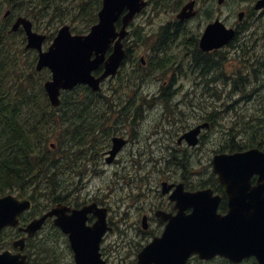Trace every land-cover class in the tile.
Returning <instances> with one entry per match:
<instances>
[{
    "label": "flooded vegetation",
    "instance_id": "obj_1",
    "mask_svg": "<svg viewBox=\"0 0 264 264\" xmlns=\"http://www.w3.org/2000/svg\"><path fill=\"white\" fill-rule=\"evenodd\" d=\"M148 1L150 3V0ZM258 1L173 0L172 5H161L162 7L158 9V18L162 17L163 21L159 22L154 30L155 18L151 17L153 12L150 5L131 24L129 30L135 28L142 17L146 30L151 29V33H146L141 26L138 31L130 30L123 41L127 52L126 61L118 74L106 82L108 93L116 100L115 105L119 106L120 110H126L129 104V107L133 105L142 109L154 105V112L124 111L102 115V118L108 119L95 123L94 137L97 143H106L107 147L104 145L101 147L100 159L98 158L94 165H98L99 173L102 172L104 175L107 167L117 169L124 166L127 169V178L124 180L126 183L140 179L145 186L141 192L123 193L120 194V198L114 191H103L100 188L87 194L86 200L77 202L70 198L65 201L72 208L82 209L96 204L99 210L105 209L108 230L100 245L101 261L104 264H140L139 255L142 250L155 238L162 236L171 218L177 217L180 213L189 216L194 212L192 207L182 208L186 203L177 195H172L179 183L184 184L185 191L195 192L201 189L210 191L213 199H219L217 213L222 217H227L232 209L240 208L243 213L253 209L258 219L260 213L264 215V164L258 163L256 167L261 171L255 172L250 178L223 177L222 181L213 173V159L216 155L241 153L251 149L264 154L263 117L261 114L257 116L250 138L252 144L243 143L248 139L246 136L239 135L234 138L228 136L229 113L225 105L228 100V77L223 65V61L227 59V46L208 52L201 49V41L206 30L213 25L219 24L227 30L234 29L238 40L244 36L247 30L245 24L254 22L256 20L254 15H264V9L255 10ZM189 2H194V15L178 20V15ZM229 6L232 7V17L236 16V20L232 22L229 19ZM4 18L9 19L10 15H5ZM14 22L15 20L8 25L12 26ZM18 34L25 37L22 30ZM249 36L253 37V34ZM22 42L26 47L24 40ZM81 117L84 115L81 114ZM81 119L78 122L80 125L83 124ZM206 124L208 126H204L199 134L198 145L192 146L184 136L196 127ZM69 125L68 121L64 122L66 129ZM117 137L123 139L126 145L109 165L107 157ZM195 155L196 160H193ZM207 157L209 161L205 162ZM181 163L186 166L195 165L193 168L205 167L204 184H196L198 180L196 176L201 173H196L195 169L188 171L187 176L179 174V171H172L175 165ZM134 166L142 167L136 178L132 177V174H138L132 170L137 168ZM163 166H167L165 170L167 174L172 172L170 177L161 176ZM85 174L89 179L92 177L90 173ZM167 182L174 185L168 193L163 191V184ZM176 197L179 200L175 199ZM209 203L211 206L215 205L213 200H209ZM68 214H71V211ZM37 217L34 212L26 211L20 216V225L1 230L0 252L11 249L18 253L21 248L14 247V244L24 239L23 254L28 256L27 264H38L35 253L36 236L30 238L25 231ZM55 219L48 218L41 231L47 232V236H53L57 240L49 241L56 248L51 253L52 260L42 264H61L63 248L72 255L75 264L69 239L56 228ZM86 221L88 226L93 227L100 221V216L92 212L87 214ZM233 228L234 226L229 227ZM9 230L14 235L6 234ZM112 234L118 239L110 246H106V240ZM140 238L145 240H139ZM116 247L127 252L126 258L123 259L121 254L115 256L118 263H111L107 250L111 249L114 253ZM222 260L229 261L221 257L200 261L197 257L191 256L187 264L195 262L218 264ZM255 263L258 264L256 260Z\"/></svg>",
    "mask_w": 264,
    "mask_h": 264
},
{
    "label": "water",
    "instance_id": "obj_2",
    "mask_svg": "<svg viewBox=\"0 0 264 264\" xmlns=\"http://www.w3.org/2000/svg\"><path fill=\"white\" fill-rule=\"evenodd\" d=\"M146 0H103L99 12V21L87 35H74L71 26L65 25L58 31L52 45L44 51L43 44L47 37L33 30V23L20 17L12 27V32L23 27L28 49L39 52L37 70L48 68L52 79L47 81L45 89L54 107L61 105L63 91L86 85L94 91H99L105 79L115 76L125 58L122 41L126 38L127 28L135 16L147 6ZM194 3H189L178 15L180 20L194 15L191 11ZM264 8V0H260L256 9ZM121 21L118 30L117 23ZM221 28H220V27ZM235 36V31L225 29L221 25L209 27L201 41L203 51H212L228 44ZM113 51L108 55L111 47ZM100 67L103 73L94 75ZM201 127L196 128L187 138H192V144H197V135ZM195 139V140H194ZM121 139H115L111 151V162L123 147ZM264 164V156L256 151L237 155H221L215 158V172L222 177L229 168L234 175H253L255 164ZM227 175V173H226ZM182 188V185L180 186ZM195 203L194 213L190 217H177L165 230L161 238L155 239L140 255L142 264H186L192 255H198L201 260H211L222 256L234 263H240L246 258L255 257L259 264H264V220H254L252 213H243L241 209H232L227 217L217 215L219 199H213L210 191L194 193L190 197ZM214 201L216 206H211ZM30 201L22 200L13 195L0 198V231L8 226L19 224L18 216L31 209ZM69 211L59 205L49 214L33 221L25 230L29 236L40 230L49 216H57L55 223L69 236L71 248L75 254L76 264H104L101 261L100 245L108 227L106 216L95 212L100 221L93 227L86 226V215L92 212V207L82 211ZM234 226L233 229H229ZM24 249V240L15 243ZM27 256L22 253L13 254L6 251L0 254V264H26Z\"/></svg>",
    "mask_w": 264,
    "mask_h": 264
},
{
    "label": "trees",
    "instance_id": "obj_3",
    "mask_svg": "<svg viewBox=\"0 0 264 264\" xmlns=\"http://www.w3.org/2000/svg\"><path fill=\"white\" fill-rule=\"evenodd\" d=\"M102 2L103 0H0V58L5 59L0 60V197L8 193L30 197L35 201L36 212L39 213L48 207L43 203L44 199L53 203L63 202L65 198L57 193L64 192L69 185H76V179L81 173L78 161L94 151L95 123L108 119L101 116L129 112L133 105H128L129 110L128 107L126 110H115L119 107H115L116 100L109 94L94 93L86 87H78L63 95L60 107H52L43 86L47 75L42 79L34 78L33 72L36 75L38 73L33 67L32 73L16 77L20 68L19 60L25 50L21 49L17 35L7 34V22L4 23L1 16L4 11L10 10L9 19L18 16L31 19L36 30L46 33L50 42L60 25L71 24L75 33H88L98 22ZM172 2L173 0H150L154 10H158L161 5H172ZM43 21L48 24L45 28L40 27ZM205 66L203 68L207 71ZM217 70L220 76L219 65ZM242 71L234 72L237 73L236 76L228 77V80L233 85L239 84L244 89H249V83H252L251 73L247 75ZM11 75H14V80ZM80 119L83 121L82 125L78 124ZM66 121L70 125L65 131L63 122ZM247 124L244 120L239 128L246 127ZM181 168L185 169L182 165ZM70 176L73 178L67 179ZM44 241L47 245L44 247L45 254L52 260L51 253L56 248L49 241L57 240L53 236H47ZM218 264L232 263L222 260ZM243 264L256 263L248 260Z\"/></svg>",
    "mask_w": 264,
    "mask_h": 264
},
{
    "label": "rangeland",
    "instance_id": "obj_4",
    "mask_svg": "<svg viewBox=\"0 0 264 264\" xmlns=\"http://www.w3.org/2000/svg\"><path fill=\"white\" fill-rule=\"evenodd\" d=\"M153 14H151V17H154V25H153V30L159 25V22L163 21L162 17H159V14H155L154 11L152 10ZM5 11L3 12L1 19L3 18ZM150 16V14H149ZM254 17L256 18V20L254 22L245 24V26L247 27V30L245 32L244 36H241L239 38V40L237 42L234 43V48L233 47H228L227 50V59H225L223 61V65H224V69L227 73V75H230L231 77H235L236 74L240 71L243 70L242 72L247 73V75L249 73H255L256 71V75L252 74V80H255L256 84L253 86H261V89H264V15L263 16H258V15H254ZM229 19L232 22L234 19L236 20V16L232 17V7L229 6ZM6 22V21H5ZM144 19H142V17L138 20V23L136 24V27H132V29H130L132 32L134 31H138L137 29L141 26L142 29L146 32V33H151V29L146 30V24H144ZM148 25H150L149 23H147ZM71 25V24H70ZM162 25V24H161ZM46 26H48V24L46 23V21H43L40 23V27L41 28H45ZM58 26V25H57ZM62 25L58 26V29L61 27ZM253 34L252 36H249ZM249 36V37H247ZM246 37V38H245ZM251 37V38H250ZM22 37H19V41H22ZM19 42V43H20ZM237 45H241L242 47L240 49L237 48ZM244 52L246 53L244 55ZM36 52L34 51H26L21 55V58L19 60V64H20V68H19V72L16 75V77L18 75H27L33 72L32 68L36 66V63H34V59H36ZM0 60L4 61L5 59L0 58ZM7 62V60H6ZM8 63V62H7ZM223 70V68H221ZM6 72V69L4 70ZM47 71H43L40 73H38V75H36L33 72L34 78H39L42 79L47 75V79L49 78L50 74ZM234 72H237L236 74ZM256 77H259V79L256 80ZM12 80H14V75H11ZM251 86L252 83H249ZM105 90L108 91V84L105 86ZM248 89H244V87L241 86H235L233 88H230L228 90L227 96H228V100L225 103V105L227 106V111L228 110H233L235 108L238 107V105L240 103L245 102L246 100H248L251 96L249 94ZM264 101V100H263ZM231 102V105H229ZM242 104H240L239 106H241ZM247 105L243 104V107H246ZM259 106V104H258ZM262 109L264 110V104ZM129 112H135V113H143V112H148V113H153L154 112V108L153 107H147L145 109L142 108H137L133 107L131 111ZM233 122L231 119H227V128H230L232 126ZM67 139V138H66ZM104 145V147H107L106 143H98L96 145V149H94V153L92 154L91 152L88 153L87 155L83 156L81 158V160L78 161L77 165L81 168V165H88L90 166L94 171L99 173V166L98 165H94L97 163L98 158H99V154H100V149L101 147ZM103 147V148H104ZM100 159V158H99ZM196 160V158H195ZM204 160V159H203ZM209 161V157L206 158L205 162ZM204 167V166H202ZM78 169L79 171L81 169ZM91 168H89L91 170ZM205 168V167H204ZM204 168H196L195 171L196 173H201L203 174L204 171H206V169ZM212 169V168H211ZM117 169L115 168H106V173L107 171L110 172L112 174V178L111 179H107L105 177V175L100 172L97 175H93L90 179L87 178V176L85 175L84 177L78 178L77 180H80V184L79 186H67L64 189V192L58 193V195L63 196L65 198L71 197L73 198H77L79 199V201H82L83 199H87V194L93 193V191H97L98 189H102L103 191H114L116 194H118L119 189L123 187V184L119 179H117L116 176H113L114 171H116ZM118 170L122 171L121 168H119ZM208 171V168H207ZM84 172V171H83ZM88 172V170L86 171ZM101 174L103 176H101ZM73 178V176L68 177L67 179H71ZM120 182V183H119ZM125 182V181H124ZM199 183V180L196 181V184ZM66 190V191H65ZM118 190V191H117ZM47 198L43 200V203L47 206L50 205V202H47ZM47 232H42L39 234V236L35 239V246H36V257H38V264H42L45 261H51V259L48 258V256L45 254L46 251V242L44 241V239L47 237L46 235ZM6 234L9 235H14L12 232H7ZM118 238L112 234L111 236L108 237V239L106 240V246H110L111 243H114ZM139 240H145L143 238H140ZM64 249V252H62V263L61 264H74L73 263V257L72 255H69L68 252H66V249ZM117 250V253H115V251ZM51 253V251H50ZM126 251H123L122 249H120L119 247H116L114 249V253L110 250H107V255L108 258L111 260V263H118V259L115 256H120L122 254V258H126ZM58 261H60V259H58ZM195 264H201L198 262H195Z\"/></svg>",
    "mask_w": 264,
    "mask_h": 264
},
{
    "label": "bare ground",
    "instance_id": "obj_5",
    "mask_svg": "<svg viewBox=\"0 0 264 264\" xmlns=\"http://www.w3.org/2000/svg\"><path fill=\"white\" fill-rule=\"evenodd\" d=\"M3 97H4V96H3ZM2 99H3V98H2ZM4 99H5V98H4ZM71 133H72V132H71ZM71 133H70V134H71ZM72 134H73V133H72ZM73 136H74V135H73ZM74 137H75V136H74ZM79 140H82V139H79ZM77 141H78V140H77ZM75 143H77V142H75ZM78 143H79V142H78Z\"/></svg>",
    "mask_w": 264,
    "mask_h": 264
}]
</instances>
